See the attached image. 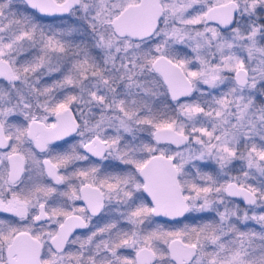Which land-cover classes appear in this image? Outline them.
Returning <instances> with one entry per match:
<instances>
[{
	"label": "snow or ice",
	"instance_id": "6c2138e0",
	"mask_svg": "<svg viewBox=\"0 0 264 264\" xmlns=\"http://www.w3.org/2000/svg\"><path fill=\"white\" fill-rule=\"evenodd\" d=\"M0 264H264V0H0Z\"/></svg>",
	"mask_w": 264,
	"mask_h": 264
},
{
	"label": "flooded vegetation",
	"instance_id": "af4514ba",
	"mask_svg": "<svg viewBox=\"0 0 264 264\" xmlns=\"http://www.w3.org/2000/svg\"><path fill=\"white\" fill-rule=\"evenodd\" d=\"M49 20H51V18H49ZM52 22H55L56 24H58V23H60L61 21H59V20H52ZM78 114V113H77ZM145 135H147L146 133H145ZM75 136V134H72V136H69V137H66L65 139L68 141V143H65L63 140H61V141H56L55 143L56 144H59V145H62V148L61 149H57V151H62V150H67L68 148H70L71 146H72V144H74V143H77L78 142V137L77 138H75V139H73V137ZM173 148L175 147V146H172ZM93 160H96L97 158H95V157H93L92 158ZM118 162H116V161H112L111 162V164L112 165H116ZM103 167V166H102ZM121 169H123V166L121 165L119 168H117V167H111V168H109V169H106L107 171H112V172H118V171H120ZM145 196H147V194H145ZM150 201H151V198L150 197H147V200L145 201V202H147V203H150ZM76 204L78 205V206H82L83 205V201H76ZM101 215H103V214H101ZM112 215H114V213H110L108 216H106V217H104V219H100L99 217H93V225H95V224H103V223H105L106 221H107V219L110 217V216H112ZM157 221H160V222H163V221H166V220H168V219H166L165 217H157V218H155ZM179 219H181L182 221H183V223L185 222V223H192V221H191V219H184V218H179ZM196 223H197V221H196ZM166 227H169V228H180L181 226H182V224H175V223H168V224H166L165 225ZM77 232L79 233V234H82V235H86V234H88L89 233V230L88 229H78L77 230ZM129 254H132V255H134V253H131V250H126Z\"/></svg>",
	"mask_w": 264,
	"mask_h": 264
},
{
	"label": "rangeland",
	"instance_id": "374dc122",
	"mask_svg": "<svg viewBox=\"0 0 264 264\" xmlns=\"http://www.w3.org/2000/svg\"><path fill=\"white\" fill-rule=\"evenodd\" d=\"M187 215H188L189 217H191V216L196 215V214H187ZM198 221H199V220H198ZM184 223H185V222H184ZM182 226H183V224H182ZM182 226H181V227H182ZM251 227H254V228H256V229L258 230V227L255 226V225H252ZM256 229H255V230H256Z\"/></svg>",
	"mask_w": 264,
	"mask_h": 264
},
{
	"label": "trees",
	"instance_id": "16d2710c",
	"mask_svg": "<svg viewBox=\"0 0 264 264\" xmlns=\"http://www.w3.org/2000/svg\"><path fill=\"white\" fill-rule=\"evenodd\" d=\"M52 23H53V24H56L55 22H52ZM202 222H203V221H200V220L198 221V220H197V223H202ZM251 228H252L253 230L256 229V228H254V227H251ZM256 230H257V229H256Z\"/></svg>",
	"mask_w": 264,
	"mask_h": 264
},
{
	"label": "water",
	"instance_id": "95a60500",
	"mask_svg": "<svg viewBox=\"0 0 264 264\" xmlns=\"http://www.w3.org/2000/svg\"><path fill=\"white\" fill-rule=\"evenodd\" d=\"M39 15V14H38ZM166 219H168L167 217H165Z\"/></svg>",
	"mask_w": 264,
	"mask_h": 264
}]
</instances>
